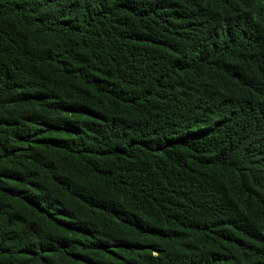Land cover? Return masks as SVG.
Returning <instances> with one entry per match:
<instances>
[{"label": "trees", "instance_id": "obj_1", "mask_svg": "<svg viewBox=\"0 0 264 264\" xmlns=\"http://www.w3.org/2000/svg\"><path fill=\"white\" fill-rule=\"evenodd\" d=\"M0 264H264V0H0Z\"/></svg>", "mask_w": 264, "mask_h": 264}]
</instances>
